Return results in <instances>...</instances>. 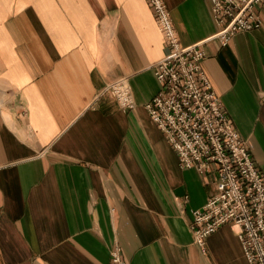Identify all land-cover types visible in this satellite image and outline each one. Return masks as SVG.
<instances>
[{
  "label": "crops",
  "instance_id": "1",
  "mask_svg": "<svg viewBox=\"0 0 264 264\" xmlns=\"http://www.w3.org/2000/svg\"><path fill=\"white\" fill-rule=\"evenodd\" d=\"M264 175L263 26L223 46L210 0H164ZM169 48L146 0H0V264H249L231 224L194 242L217 172L182 168L145 105ZM126 78L135 106L108 85Z\"/></svg>",
  "mask_w": 264,
  "mask_h": 264
},
{
  "label": "built area",
  "instance_id": "2",
  "mask_svg": "<svg viewBox=\"0 0 264 264\" xmlns=\"http://www.w3.org/2000/svg\"><path fill=\"white\" fill-rule=\"evenodd\" d=\"M169 48L153 65L161 90L145 107L179 156L182 168L207 174L216 168L217 192L192 210L194 242L206 254L207 238L221 226L237 229L249 264H264V175L246 141L233 126L203 69L205 40L182 45L164 0H146ZM223 46L239 32L263 26L257 7L263 0H210ZM123 110L135 106L126 78L108 85ZM109 264H127L122 250ZM207 264H213L208 262Z\"/></svg>",
  "mask_w": 264,
  "mask_h": 264
}]
</instances>
